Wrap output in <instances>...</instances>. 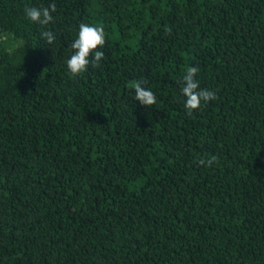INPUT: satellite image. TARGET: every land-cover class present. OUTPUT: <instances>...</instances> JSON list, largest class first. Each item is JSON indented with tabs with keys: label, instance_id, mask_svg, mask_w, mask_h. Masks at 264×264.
<instances>
[{
	"label": "trees",
	"instance_id": "16d2710c",
	"mask_svg": "<svg viewBox=\"0 0 264 264\" xmlns=\"http://www.w3.org/2000/svg\"><path fill=\"white\" fill-rule=\"evenodd\" d=\"M81 23L104 58L73 77ZM0 264H264V0H0Z\"/></svg>",
	"mask_w": 264,
	"mask_h": 264
},
{
	"label": "clouds",
	"instance_id": "9594fccd",
	"mask_svg": "<svg viewBox=\"0 0 264 264\" xmlns=\"http://www.w3.org/2000/svg\"><path fill=\"white\" fill-rule=\"evenodd\" d=\"M27 18L39 25H48L54 20L52 13L56 12L55 3H50L46 7H26L24 9ZM166 34L171 33V29H165ZM42 38L48 44L54 43L56 36L51 31H43ZM106 33L103 25H90L81 23L77 38L72 42L71 48L74 50L70 58L67 59V69L73 76H79L87 71L89 64L92 67H99L100 61L104 58L102 49L105 46ZM199 72L198 66H190L182 78L183 87L181 92L186 98L184 107L187 115H192L195 110L201 108L202 103L207 104L209 101L216 99V93L211 90L201 89L199 81L195 78ZM142 81H135L131 87L135 91L134 99L139 101L143 106L150 107L156 103V96L150 90L142 86ZM217 157L212 155L207 159H201L199 164L210 167L216 163Z\"/></svg>",
	"mask_w": 264,
	"mask_h": 264
}]
</instances>
